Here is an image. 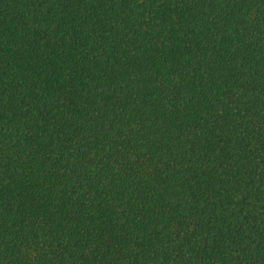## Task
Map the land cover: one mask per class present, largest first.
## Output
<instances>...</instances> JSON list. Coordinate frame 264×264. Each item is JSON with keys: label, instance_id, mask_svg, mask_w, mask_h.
<instances>
[{"label": "trees", "instance_id": "trees-1", "mask_svg": "<svg viewBox=\"0 0 264 264\" xmlns=\"http://www.w3.org/2000/svg\"><path fill=\"white\" fill-rule=\"evenodd\" d=\"M0 264H264V0H0Z\"/></svg>", "mask_w": 264, "mask_h": 264}]
</instances>
